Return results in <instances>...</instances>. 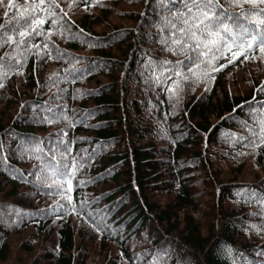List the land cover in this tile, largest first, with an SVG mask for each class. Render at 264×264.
I'll use <instances>...</instances> for the list:
<instances>
[{"label":"trees","instance_id":"1","mask_svg":"<svg viewBox=\"0 0 264 264\" xmlns=\"http://www.w3.org/2000/svg\"><path fill=\"white\" fill-rule=\"evenodd\" d=\"M68 2L61 0L68 13L59 21L63 28L50 35L53 58L33 50L0 88V140L11 146L8 164L24 173L13 179L0 163V264H12L13 239L26 264L264 259L255 256L264 234L245 231L264 224V217L252 215L261 206L250 199L253 192L264 197V146L253 154L240 139L250 136L240 125L249 120V104L264 100L257 91L264 87V62L240 57L212 74L209 91L203 82H185L179 102L170 100L152 83L148 59L185 58L161 51L153 0H75L71 8ZM3 12L0 7V23ZM34 40L44 43L43 36ZM55 47L64 59L56 58ZM70 68L83 74L74 78ZM53 113L52 123L41 122ZM31 138L45 151L68 140L73 157L92 156L73 179L77 210L87 201L83 215L57 209L56 202H66L47 195L29 174L39 161L15 149Z\"/></svg>","mask_w":264,"mask_h":264},{"label":"snow or ice","instance_id":"2","mask_svg":"<svg viewBox=\"0 0 264 264\" xmlns=\"http://www.w3.org/2000/svg\"><path fill=\"white\" fill-rule=\"evenodd\" d=\"M95 2L96 0H92V3ZM74 3L75 0H69L67 6L71 8ZM153 3L159 9L158 20L153 26L157 29V42L161 45V51L185 58L175 61L153 60L151 57L148 59L147 67L151 72L152 83L164 87L170 100L175 97L179 102L185 90V82L189 86L203 82L205 91H209L208 82L215 79L212 74L228 64H233L240 57H243L244 61L259 59L264 62V0H179L178 8L174 7V0H153ZM0 7L4 9V22L0 23V49H10L0 55L2 88L4 79L12 72L19 73L23 59L33 54V50L37 56L44 51L48 59L53 58V49L49 47L50 35L54 28L57 32L63 28L59 21L67 17L68 13L61 7V0H22V3L17 0H0ZM231 9L240 11L233 12ZM46 23L49 27L45 29L43 26ZM80 33H83V29H80ZM38 36L44 37L42 45L40 41L34 40V37ZM65 38L77 37L66 35ZM54 50L57 59H64V54L58 47ZM220 60H224V63L217 64ZM66 72L74 78L83 74L81 70L72 68L66 69ZM63 78L67 80L68 75ZM257 91L264 93V87ZM255 104L260 106L254 107ZM47 111L51 112V109ZM248 115L249 120H241L240 125L248 130L250 136L240 139L246 140L245 147H250L255 154L258 147L264 146V100L256 101L254 97L249 104ZM64 118L67 119L66 116ZM54 119L56 116L53 113L41 122L50 124ZM61 131L66 137L67 133ZM162 133L167 136L163 129ZM228 137L235 138L231 133ZM228 142L231 143V139ZM42 143L36 138H31L23 145L18 142L15 150L21 158L31 157L39 161L36 171L29 174L35 177L39 186L47 189V195L59 196L66 202H56L57 209L62 208L65 214L72 211L74 214L78 212L83 215L87 201L80 203L78 211L73 203V179L80 169L91 162L92 156L73 157L71 141L68 140L56 141L57 146L47 151L41 147ZM61 144L62 149L59 147ZM10 149L11 146L6 141L0 140V163L6 165L13 179L23 178V172L8 164ZM79 183L83 184L84 181ZM250 199H255L261 206V211L252 215L264 217V197H257L253 192ZM17 217L19 218L18 211ZM95 230L99 233L100 226L95 227ZM248 230L259 236L264 234V224H251L245 231ZM225 251L231 253L232 249ZM255 256L264 258V248L258 249ZM152 264L163 262L157 257ZM245 264H264V259L246 260Z\"/></svg>","mask_w":264,"mask_h":264},{"label":"rangeland","instance_id":"3","mask_svg":"<svg viewBox=\"0 0 264 264\" xmlns=\"http://www.w3.org/2000/svg\"><path fill=\"white\" fill-rule=\"evenodd\" d=\"M12 254L10 256L12 264H26V260H23L20 254L17 252L19 249L20 244H18V241L16 239H13L10 243Z\"/></svg>","mask_w":264,"mask_h":264}]
</instances>
